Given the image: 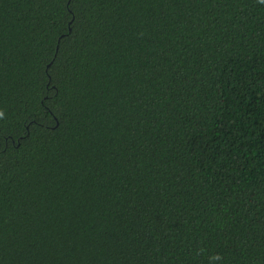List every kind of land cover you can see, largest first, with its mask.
<instances>
[{"label":"trees","instance_id":"16d2710c","mask_svg":"<svg viewBox=\"0 0 264 264\" xmlns=\"http://www.w3.org/2000/svg\"><path fill=\"white\" fill-rule=\"evenodd\" d=\"M0 264H264V0H0Z\"/></svg>","mask_w":264,"mask_h":264},{"label":"clouds","instance_id":"9594fccd","mask_svg":"<svg viewBox=\"0 0 264 264\" xmlns=\"http://www.w3.org/2000/svg\"><path fill=\"white\" fill-rule=\"evenodd\" d=\"M0 115H2V114H0Z\"/></svg>","mask_w":264,"mask_h":264}]
</instances>
